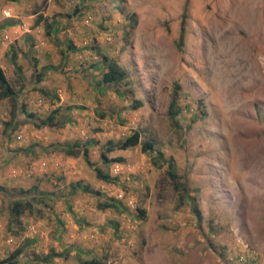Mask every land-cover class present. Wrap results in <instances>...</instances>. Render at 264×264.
<instances>
[{
	"label": "rangeland",
	"instance_id": "rangeland-1",
	"mask_svg": "<svg viewBox=\"0 0 264 264\" xmlns=\"http://www.w3.org/2000/svg\"><path fill=\"white\" fill-rule=\"evenodd\" d=\"M0 69L17 107L0 100V264L18 247L14 264H264V0H1ZM22 106L71 122L37 128ZM17 200L32 211L15 218Z\"/></svg>",
	"mask_w": 264,
	"mask_h": 264
},
{
	"label": "trees",
	"instance_id": "trees-1",
	"mask_svg": "<svg viewBox=\"0 0 264 264\" xmlns=\"http://www.w3.org/2000/svg\"><path fill=\"white\" fill-rule=\"evenodd\" d=\"M1 1V0H0ZM6 2H14L15 0H3ZM184 15H183V22L181 25L180 35L178 38V46L180 47L183 43L184 39ZM48 25L46 24V27ZM101 61L102 66L106 69V71L102 74L101 81L103 84H119L121 83L125 77H126V71L112 58L108 57L107 55H101ZM42 77H37V83L41 81ZM176 94V91L175 93ZM2 99H9L11 100V111L10 116L13 120L16 116V94L13 88L10 86L8 80L6 79L3 71L0 69V100ZM21 112L26 114V117L30 118L34 123V125L37 128L40 127H49V128H61L64 124H68L71 122L70 119H57V115L60 112V109H55L51 115L47 116L44 120H39L37 118H34V115L31 113H26L25 107H21ZM178 112L176 109V97H173L171 100L170 105V118L175 119ZM9 125V123H8ZM6 125V126H8ZM140 143V136L138 132H132L129 136L125 137L124 139L118 140L116 142L113 141H107L106 144L103 145V150L100 154V157L102 161L105 164L112 163V162H122V159L119 158H108L107 154L110 152H113L115 150H126L128 148L134 147ZM154 149L153 143L150 141H145L141 143V150L144 153H150ZM60 151L64 153L65 156L72 157V158H78L81 156L87 166L91 167L92 170L95 173V176L97 179L106 182V183H114L115 180L112 179V177L108 173H104L100 168L95 166L88 157V149L86 147H80V146H72V147H60ZM161 155H159L158 160H160ZM160 161H153V164L155 166H160ZM167 164V176L171 180V183L175 190H183L186 198H187V187L185 183H183L180 180V176L176 173L174 168V161L172 159H168L164 161ZM72 189L75 190H81L84 193L99 196V193L97 191H92L91 189H88V187L83 188L81 187L80 183L76 182L71 185ZM183 196V198L185 197ZM100 210L112 208L115 206L114 202L111 203H101L97 205ZM12 215L15 216V218L20 217L25 210L32 211L33 206L30 202L25 201H14L12 204ZM23 248L18 247L13 252L9 254V256L4 260V264H14L17 260V258L22 254ZM80 264H104L102 261L98 259H87L82 261Z\"/></svg>",
	"mask_w": 264,
	"mask_h": 264
},
{
	"label": "built area",
	"instance_id": "built-area-1",
	"mask_svg": "<svg viewBox=\"0 0 264 264\" xmlns=\"http://www.w3.org/2000/svg\"><path fill=\"white\" fill-rule=\"evenodd\" d=\"M5 14V13H4Z\"/></svg>",
	"mask_w": 264,
	"mask_h": 264
}]
</instances>
